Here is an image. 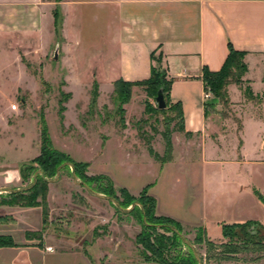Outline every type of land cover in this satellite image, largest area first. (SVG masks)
<instances>
[{
	"label": "rangeland",
	"instance_id": "rangeland-1",
	"mask_svg": "<svg viewBox=\"0 0 264 264\" xmlns=\"http://www.w3.org/2000/svg\"><path fill=\"white\" fill-rule=\"evenodd\" d=\"M92 14L89 10L75 13L77 24L78 21H83L82 26L80 25L81 39H73L66 59L60 57L59 50L57 58H53L54 45L49 49L47 45L43 49L41 45H37L35 49H20L14 53L15 50H8L0 44V160L3 159L5 165L0 174V187L4 186L0 188V193L7 192L2 189L26 188L32 182L33 174L40 173V168L36 165L30 172L21 171L40 152L43 124L52 148L65 153L71 160L87 163L84 168L86 175H103L110 179L119 199H125L119 193L122 187L115 185L106 173L89 174L88 167L91 163L92 167L109 171L118 182L133 190L156 180L153 192L159 194L161 207L175 215L191 218L192 215L202 213L207 221L236 215L261 216V210L249 201L248 196H244L242 202L235 200L227 205L221 202L220 193L217 192L213 194L216 197L214 200L208 202L206 199V203L200 206L197 167L185 164L188 158L185 147L194 150L204 146L199 136L189 140L182 139L184 147L179 142L180 136L175 135L174 160L164 164L161 170L159 163L144 152L145 142L148 141L155 151L163 153L161 132L175 109L159 110L154 99L156 92L151 86H131L126 102H121L122 96L119 97L114 92V85L111 86L103 77H99L100 84L98 83L91 74L90 64L93 53L107 39H97L102 36V32L100 30L99 33L97 28L93 29ZM77 24L75 27L78 29ZM56 32L58 35L57 28ZM77 33L74 31L75 35ZM56 41L59 42L58 36ZM155 60H158L155 69L163 75L165 70L159 61L160 57L155 56ZM94 81L97 83V96L92 105ZM242 86L247 85L243 82ZM260 87L259 83L255 84L254 92H260ZM229 92L230 97L235 99L233 87ZM252 95V98L243 96L237 102L229 99L227 107H223L210 95L208 99L213 101L214 107H210L208 115L221 127V134L217 139L214 137V143L222 149L219 152L223 153L221 158L225 160L234 156L235 149L242 140L240 152L247 160H257L254 164L249 161V164L243 165V177L258 189L264 190V149L261 143V138L264 137V95ZM241 125L242 129L238 132V126L241 128ZM233 127H236L237 134ZM206 149L212 154L216 148L207 142ZM100 151L102 153L96 160H86L98 156ZM228 171L230 176L234 174V169L229 168ZM80 181L77 178V182ZM90 188L96 190L94 185H90ZM149 188L151 187L148 190ZM124 189L135 198L142 190L132 194ZM36 192L38 205H5L7 207L0 211V214H5L6 223H16L13 227L19 233V236L15 234L17 242L24 241L22 233H25L27 240L38 244L43 242L56 250L75 248L79 242L89 259L94 260V264H160L153 254L138 243L137 234L142 231L143 226L139 216L119 211L111 200L97 196L76 183L70 167L62 168L57 178H47V182L44 185L41 183ZM43 200L46 202L44 208ZM45 210L47 215L43 218ZM32 213L41 216V223L36 228L22 224L21 227L18 226L17 220ZM154 214L158 215L156 206ZM30 223L35 224V220ZM179 224L181 233L193 243L202 258V264H220L222 260H217L215 255L210 260H205V247L195 243L194 239L200 234L198 228L201 227L205 231V237L211 241H226L222 236V223L218 225L219 237L208 236L207 228L202 225ZM80 237L83 240L78 241ZM12 240L14 242L15 239ZM175 250L181 255L188 252L184 245ZM175 250L168 257L175 256L178 253ZM238 255L235 256L238 264H264V252Z\"/></svg>",
	"mask_w": 264,
	"mask_h": 264
},
{
	"label": "crops",
	"instance_id": "crops-1",
	"mask_svg": "<svg viewBox=\"0 0 264 264\" xmlns=\"http://www.w3.org/2000/svg\"><path fill=\"white\" fill-rule=\"evenodd\" d=\"M85 10L93 13V29L97 28L99 33L100 30L102 32V36L97 39H107V42H103L93 53L90 64L91 74L99 84V77L105 78L111 86L117 79H146L150 75L151 67H155L158 61L155 56L160 57L159 61L165 74L171 79L169 97L171 102L181 103L184 131L171 133V159L162 164L156 161L160 170L164 164L174 160L175 135L180 136L179 142L183 143L184 147L185 142L182 139L189 140L199 136L204 146L194 150L185 147L188 153L185 164L197 167L200 178V206L206 203V199L208 202L214 200L216 197L213 194L219 192L221 202L227 205L235 200L242 202L244 196H248L249 201L255 204L262 214L236 215L207 221L202 213H199L187 218L167 212L161 207L159 194L153 192L156 180L133 190L118 182L109 171L92 167V163L88 167V173H106L115 185L126 188L132 194L147 185L150 186L148 193L156 200L158 215L170 217L181 224L205 226L208 236H221L218 228L220 223L254 220L264 225V202L255 194L256 191L264 198V190L245 180L241 171L244 164L257 160H247L240 152L242 140L239 141L234 156L225 160L221 158L223 153L219 152H222V149L214 143V137L217 139L221 134V127L213 117L204 115L205 93L201 79L204 66L211 71L220 69L228 54L230 43L234 49L247 52L244 56L247 70L242 80L253 94L262 93L264 0H0V44L8 50H15L14 53L20 49H35L37 45H41L42 49L47 45L49 49L51 45L58 44L60 57L66 59L73 39H81L80 27L83 21H78L77 24L75 13ZM74 31L78 33L75 35ZM94 35L93 31V37ZM57 36L59 42L56 41ZM257 83L261 86V91L255 93L253 86ZM231 87L234 88L235 99L230 97ZM227 94L233 102L243 97L241 89L234 83L227 86ZM233 129L236 131V127ZM241 129L242 125L237 131ZM185 132H189L190 136L186 137ZM207 142L216 148L214 153H208ZM261 143L264 149V137L261 138ZM144 152L148 154L146 147ZM101 153L102 151L93 159L86 160H96ZM3 161L0 160V174L5 167ZM229 168L234 169L232 176ZM0 179L2 181V176ZM171 195L175 197L174 193ZM6 207L1 205L0 211ZM0 217H5V214H0ZM19 220L17 224L20 227L22 224L36 228L41 223V216L32 213L30 216L23 215ZM34 220L35 224H31ZM10 224L0 220V235H10L15 239L14 246L0 247V264H94V260L89 259L79 242L75 248L56 250L43 242L38 244L27 240L25 233H22L24 241L17 242L15 234L19 236V233L13 227L16 223ZM81 240L83 239L80 237L78 241ZM48 246L51 250H47ZM237 262L236 259L222 260L220 264H238Z\"/></svg>",
	"mask_w": 264,
	"mask_h": 264
},
{
	"label": "trees",
	"instance_id": "trees-1",
	"mask_svg": "<svg viewBox=\"0 0 264 264\" xmlns=\"http://www.w3.org/2000/svg\"><path fill=\"white\" fill-rule=\"evenodd\" d=\"M56 28L59 30L58 18L56 21ZM246 53V51L234 49L229 43L228 54L219 70L211 71L206 66L202 68L201 79L203 82L204 93H210L211 96L214 99H217L223 107H227L229 103L227 94V86L229 84L234 83L239 85L244 97L252 98L253 96V92L248 85L245 87L242 86V83L244 82L242 80V76L247 70L246 63L244 62V56ZM152 56L153 55H151V57ZM262 81L264 84V76ZM96 84V81H94L91 98L92 105L95 103L97 96ZM113 85L114 92L119 97L122 96L121 102H126L130 92V87L133 85L151 86L156 92L154 99L158 90L162 88L166 103L165 108L170 109L173 107L175 109L174 114L167 119L165 129L161 132V136L164 141L163 154H159L157 151H155L148 141L145 142V145L148 154L155 161L161 164L169 161L171 159L172 153L171 133L173 131H184L181 103L179 101L173 103L169 97L171 79L166 78L165 73L163 75L160 74L155 69V67L152 66L150 75L146 79L138 81H125L123 79H117L114 81ZM261 94L264 95V87ZM210 107H214L213 101L205 99L203 102L205 116H208V114L211 112ZM174 121H176L174 126L170 127V124ZM238 129L240 130L239 126ZM40 136L41 145L39 154L31 160V163L24 165L21 171L30 172L36 165L38 168H40V173L35 172L33 174L32 182L28 185V187L19 190L11 189L5 194L0 193V206L38 205L39 202L36 199V196L38 195L36 192L37 187L41 183L44 185L47 182V178L56 175L57 168L60 165L67 163L62 168L72 166V172L77 178L81 179V183L86 184L89 187L90 185H94V188L97 190L96 191L93 189L95 192H100L105 196L115 199L118 202V205L116 206L119 211H122L128 215L137 214L139 216V218L142 220L143 226L142 231L137 234V237L139 238L138 243L142 245L144 250H147L153 254L154 259H156L160 264H202V258L198 255L199 259H197L194 255L196 248L193 243L188 240L190 245H187L183 241L184 235L181 233L182 228L179 222L167 216L154 214L156 200L147 193L148 185L141 190L137 198L128 194L124 188H120L119 193L123 194L125 199H119V195L115 193L110 179L103 175H86L84 173V168L87 167V163L71 160L65 153L52 148L50 139L43 124L41 125ZM185 136L189 137L190 133L185 132ZM255 194L260 200L264 202V198L260 193L255 191ZM44 196L45 194L43 193L42 197L44 198ZM42 202L44 208L46 202L44 200ZM133 203L137 204L126 211V209ZM46 215L47 211L45 210L43 211V218H45ZM4 219L5 217H0V220ZM198 230L200 231V234L196 235L194 242L200 245L202 244L205 247V260H210L213 255L216 256L217 260H231L236 259L235 256L240 253L264 252V225L258 221L247 220L242 223H222V236L226 238V241H220L216 243L205 237V231L203 228L199 227ZM37 238L39 239V237ZM14 245L15 243L13 242L10 235H0V247ZM182 245L187 247L188 252L181 255L179 251L175 249L177 247H181ZM173 249L178 253L175 254V256L168 257Z\"/></svg>",
	"mask_w": 264,
	"mask_h": 264
},
{
	"label": "water",
	"instance_id": "water-1",
	"mask_svg": "<svg viewBox=\"0 0 264 264\" xmlns=\"http://www.w3.org/2000/svg\"><path fill=\"white\" fill-rule=\"evenodd\" d=\"M57 50H58V44L55 46V51H54V55H53V58L54 59H56L57 58ZM155 101H156V103H157V107L159 108V109H163V108H165V106H166V103H165V100H164V96H163V92H162V88H160L159 90H158V92H157V95H156V97H155ZM67 163H63L62 165H60L58 168H57V171H56V175H55V177L57 178L58 176H59V171H60V169L64 166V165H66ZM70 168H71V170H72V166H70ZM72 176H73V180L76 182V183H78V184H81V185H83L85 188H87L89 191H92L95 195H97V196H103V197H106L107 199H109V200H111L112 202H114L116 205H118V202L115 200V199H113V198H111V197H109V196H105V195H101V194H99V193H96L95 191H93L89 186H87L86 184H83V183H79V182H77V177L75 176V174L72 172ZM34 182V181H33ZM2 190H4V191H8V190H11V189H2ZM17 190H19V189H17ZM1 191V190H0ZM137 203H133L130 207H128L127 209H126V211H128L130 208H132L134 205H136ZM181 235V234H180ZM182 236V235H181ZM183 237V236H182ZM183 241L187 244V245H190V242L188 241V239H186V238H184L183 237ZM193 247V246H192ZM194 255H195V257L197 258V259H199V256H198V254H197V252L196 251H194Z\"/></svg>",
	"mask_w": 264,
	"mask_h": 264
},
{
	"label": "built area",
	"instance_id": "built-area-1",
	"mask_svg": "<svg viewBox=\"0 0 264 264\" xmlns=\"http://www.w3.org/2000/svg\"><path fill=\"white\" fill-rule=\"evenodd\" d=\"M210 95H211L210 93H205L204 94L205 99H208ZM47 250H51V247L48 246Z\"/></svg>",
	"mask_w": 264,
	"mask_h": 264
}]
</instances>
